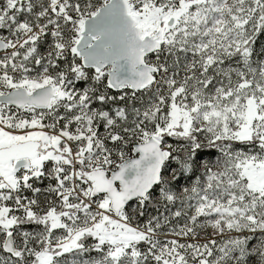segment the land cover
Returning a JSON list of instances; mask_svg holds the SVG:
<instances>
[{
    "label": "snow or ice",
    "instance_id": "1",
    "mask_svg": "<svg viewBox=\"0 0 264 264\" xmlns=\"http://www.w3.org/2000/svg\"><path fill=\"white\" fill-rule=\"evenodd\" d=\"M0 264H264V0H0Z\"/></svg>",
    "mask_w": 264,
    "mask_h": 264
}]
</instances>
